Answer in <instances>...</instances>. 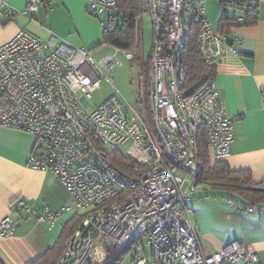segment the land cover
Wrapping results in <instances>:
<instances>
[{"label": "built area", "instance_id": "2783aa9c", "mask_svg": "<svg viewBox=\"0 0 264 264\" xmlns=\"http://www.w3.org/2000/svg\"><path fill=\"white\" fill-rule=\"evenodd\" d=\"M39 1L48 5V0H29L22 14L38 13ZM88 1V11L108 26L105 30L119 24L117 0ZM139 1L137 42L128 49L106 43L111 50L97 58L94 49L26 29L0 45V126L33 135L31 165L58 175L71 195L59 209L42 212L20 199V210L48 224L66 213L84 215L59 264H106L111 248L126 245L130 264H152L150 252L154 264H264L239 240L206 254L191 215L198 129L205 125L213 158L225 159L236 139V118L229 115L214 78L182 88L187 74L182 53L194 25L208 64L221 58L228 37L206 17L207 0ZM219 2L242 10L252 7L246 0ZM145 15L151 16L154 40L149 77L147 71L139 75L138 109L109 74L121 63L120 53L127 60L136 56ZM142 60L145 64L143 53ZM104 79L114 91L88 108L85 101L94 98ZM98 144L126 146L124 152L139 163L136 173L115 167ZM255 208L248 206L249 211ZM13 231L14 216H6L0 236Z\"/></svg>", "mask_w": 264, "mask_h": 264}, {"label": "crops", "instance_id": "0c3cea01", "mask_svg": "<svg viewBox=\"0 0 264 264\" xmlns=\"http://www.w3.org/2000/svg\"><path fill=\"white\" fill-rule=\"evenodd\" d=\"M87 1L48 0V5L41 6L38 13L26 16L22 11L26 10L29 0H0V10L6 12L0 14V45L11 40L21 29L44 38L50 33L55 34L54 31L58 32L40 23V14H43V19L55 15L65 21L67 26L61 32L63 37L77 33L78 37L73 35L72 39L86 47L103 44L101 32H90L83 27L86 19L95 27H100L86 13ZM246 1L258 4V18L253 24L241 23L242 9L226 7L219 0L206 1V17L222 31V35L230 39L216 63L215 77L219 95L229 115L236 118V139L230 155L224 160L233 170H249L253 184L258 186L264 182V0ZM213 3L215 12H212ZM225 13L229 16L237 14L235 21L238 23L222 26ZM237 40H241V43ZM34 142V136L28 132L0 126V221L6 216H14L13 233L0 236V264H28L35 260L55 244L65 223L73 216L66 213L58 217L54 224H48L20 210V199L41 212L46 208L57 210L71 201L70 192L58 175L31 165ZM210 157L214 163L216 159L212 155ZM217 188L224 190L209 181H197V190L192 193L191 202ZM244 203L253 229L251 234L248 231L242 233L243 238L238 240L255 251L264 263V204L248 200ZM250 204L256 206L252 211L248 209ZM194 217L192 215L197 225ZM197 229L206 254H212L226 245L227 241L221 240L203 244L198 226Z\"/></svg>", "mask_w": 264, "mask_h": 264}, {"label": "trees", "instance_id": "16d2710c", "mask_svg": "<svg viewBox=\"0 0 264 264\" xmlns=\"http://www.w3.org/2000/svg\"><path fill=\"white\" fill-rule=\"evenodd\" d=\"M139 2V0H117L115 8L118 10L117 16L119 24L104 30V43L124 49L131 48L135 45L137 42L138 27L136 21L139 13ZM257 5L256 2H252L251 8L241 10V23H255L256 18H258ZM228 6L229 5H226V7ZM12 13L14 14L15 12L12 11ZM234 16H229L225 13L222 18V26H229L238 23L235 21V19H237V14ZM182 57L187 69L185 82L182 86L183 89L189 90L206 76L215 79L217 73L216 64L206 63L199 52L197 25L193 26L191 33L187 37ZM97 146H99V148L105 153L109 162L115 167L128 175L136 173L139 163L127 155L122 149L110 148L102 144H98ZM197 147L199 160L196 173L197 181H209L211 184L218 185V187H221L224 190L236 193L252 203L264 204V182L258 186L254 185L252 174L249 170H233L224 159L216 160L212 163L210 149L206 140V127L204 124L198 129ZM70 214H73V216L65 223L55 244L28 264H59L60 257L68 238L78 227L84 216L80 214L76 215L74 213ZM127 252H129V247L127 245L120 248H111L109 250L106 264H121Z\"/></svg>", "mask_w": 264, "mask_h": 264}, {"label": "rangeland", "instance_id": "374dc122", "mask_svg": "<svg viewBox=\"0 0 264 264\" xmlns=\"http://www.w3.org/2000/svg\"><path fill=\"white\" fill-rule=\"evenodd\" d=\"M212 1V0H211ZM89 1H87L88 7ZM210 4V3H209ZM39 9L44 6L42 2H38ZM212 4V12H215V8ZM28 9V5L26 10ZM88 16L95 21L98 22L99 26H94V24L86 19L83 22V27L89 30L90 32L99 31L103 34V30L108 28L107 25L102 26L100 18L92 15L88 9L86 10ZM88 17V18H89ZM40 23H44L49 26L55 28L58 32L54 31L57 34L60 41H65L76 47H86L85 45L80 44L76 40H73V35L78 37L77 33L72 34L67 37H63L61 32L64 31L65 21L59 20V18L55 15L49 17L48 19H43V14H40L38 17ZM53 23V26H52ZM143 39L140 41V44L136 50V56L127 60L124 57L123 53H120L121 63L117 64L112 72L109 74L110 78L113 79V84L116 88L124 95V97L134 104L135 107L140 109V92L139 89L141 87L139 75L145 71L147 77H149L150 71V61L149 55L153 49V23L150 15H145L143 20ZM74 37V38H75ZM106 43L97 45L91 49H94V54L98 58L104 53L110 51L111 49L105 46ZM89 48V47H86ZM143 50V51H142ZM142 53L145 55L146 62L143 64ZM144 65V66H143ZM147 93H149L150 85L147 84L146 87ZM114 91V87L107 80H103L101 84V88L95 92V96L92 100H86L85 105L88 108H93L95 105H98L105 97L111 94ZM120 149L126 151V146H121ZM190 203L191 215L195 218L197 222V226L200 230L201 240L204 242H213L221 240L227 241L226 245L233 240L242 239V233L248 231L251 234V229H253L252 223L248 219L249 213L245 211V199L233 192L222 190V189H213L211 193L208 195H203L202 197L194 198ZM199 201H203L202 204H198ZM242 206V207H241ZM244 207V208H243ZM260 207V206H259ZM234 215L237 218H234ZM240 218V219H238ZM149 251H151L149 249ZM150 260H152V254L150 252ZM121 264H130V251L124 256Z\"/></svg>", "mask_w": 264, "mask_h": 264}]
</instances>
